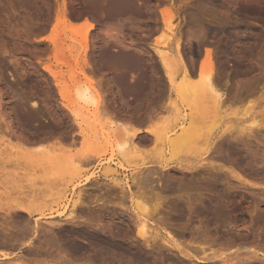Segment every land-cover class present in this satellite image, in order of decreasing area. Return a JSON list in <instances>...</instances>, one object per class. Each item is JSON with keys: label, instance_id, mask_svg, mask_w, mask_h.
Listing matches in <instances>:
<instances>
[{"label": "rangeland", "instance_id": "1", "mask_svg": "<svg viewBox=\"0 0 264 264\" xmlns=\"http://www.w3.org/2000/svg\"><path fill=\"white\" fill-rule=\"evenodd\" d=\"M107 1H110V0H0V154L2 155V156L0 155V159L1 158L4 159L5 156L7 158V159L5 158L7 162H5L6 161L5 159H4L5 161H3L2 159L3 165L0 164V190L2 191V192L0 191L1 192L0 194L2 195V196L0 195L1 198L2 197L3 199L5 197L14 198L16 197L15 193L20 192L21 190V192L26 194L25 195L26 199H31V198L37 199V201L39 202V207L42 205V207L39 208L40 212L43 213L44 215H47L48 213H50V211H54V210L58 211V213L63 212V215H66L74 210L75 200L78 199V195L81 192L88 194L90 196V200L91 198L95 197V195H97L96 197L101 196L103 194H104L103 196H106V195L115 196L116 194H115V191H113V188L114 190L118 188L119 191L121 190L125 191L124 189L125 184L126 183L130 184L131 178L134 175L133 173L138 171L140 168V164H138V161L142 158L140 157L141 155H139V153L137 154L138 151L134 152L131 146H129L128 144L125 145L124 142H126L125 140L126 136H123L124 137L123 138L124 142H123L122 136H121L122 128L120 124H119L120 127L117 126V123L115 120L116 116H117V119H120L121 117H123L122 119H125L124 116H126L125 120L129 119L130 117H131V120L132 118L134 120L135 118L136 120L138 119L143 120V122H145L144 125L151 126L149 130L151 129L153 130L151 131L155 134L157 143L159 145L160 143L161 144L166 143L165 140L168 142L170 137L174 136L175 134H177L178 131H180V128L178 127H181L184 125L187 126L189 125L188 121H190L189 123H192L191 124L192 126L195 125L194 126V128L196 129L195 132H198L195 135V132L193 131V134L196 137L199 134L198 136L199 140H197L196 138L195 139L198 142L201 139V143L197 142V145H196V142L193 144L192 142H190V139H189L188 141L189 143H187L186 146H183L184 148H182V152L180 153L181 158L183 156L184 157L186 156L188 158L204 159L205 156L207 158L208 157L207 155L210 156V154H212L209 152L210 150L211 151L212 150L221 151L222 153H224V151H226L225 147H227L228 151H226V154L224 155L222 154L221 156L220 155L218 156L216 152L214 151L213 152L214 155H211V157H208L206 159V161L209 163L210 166L215 167L210 173H208L210 171L209 169L207 173L204 171L207 175L205 173L202 175L203 173L202 171L200 172L201 174L200 173L198 174L200 178L199 179L197 178L198 177L197 174L196 175L192 174L193 176H196L197 179H199V180L196 179V181L199 183L202 179L205 178L204 175L209 177L210 176L209 174H211L212 176V173H213L212 177L206 178V182H204L205 181L204 179V181H201L198 184L195 180H193L195 181L196 186H193L192 184L194 182L192 181L191 183L190 181L192 178V176L190 178L191 174L189 175L187 173H183L184 176L182 174L179 176L180 173L177 172V170L175 169H173L174 171L173 170L167 171L168 174L164 172V174L165 173L167 174L166 177H164L162 173H160V175L161 174L163 175L161 176L162 178L163 177L169 178L170 177L169 175L172 174L171 175L172 177H170L169 179L171 178L176 179V180L171 179L172 182L173 181L178 182L179 179L183 182L185 181L187 182L189 180L188 181L189 183L185 182L186 183L185 186H187L185 187V190H184L186 192V195L187 194L191 195L192 193H193L192 195H195V194H198L200 191H204V193L206 192V194L207 193L210 194L212 191V194L214 195L215 193L216 195L219 193L218 196L219 197L221 196L220 198L221 199L223 198L222 201L225 202L223 203V205L225 206L227 204V207L228 206L230 207L229 211L233 210V212H230V215L232 217H235L234 224L237 227L234 224H231L230 226L227 225L228 226L227 228V226L224 225L223 223L224 216L222 217L223 221L221 220L220 223L219 221H216V220L214 221L210 220V217H208V218H202V222L198 224L196 220H194L195 218L193 217H190V219L191 218L193 219H191L189 222L188 221L185 222L186 218L179 220L173 217L169 220V223L167 225L165 224L166 226L164 224H160V223L158 224L157 222L156 224L154 222L155 220H153L155 219V217H153V219L149 218L150 221L146 222V225H148L146 228V231L149 232V234L153 235L154 239L157 238V240L155 239L157 243H160L161 241H163L162 243H160V246L164 243V240H162L163 238L174 240L176 243H180L181 245L182 243L183 244L185 243L187 245L189 244V240H190L189 237L195 231V230L190 231L193 226L197 228L198 227L197 225H199L201 226V229L209 227L208 228V232L210 234L209 236L212 237L211 241L214 239L215 244L214 242L211 243L210 241L209 243L207 242L206 243L207 245H204V247L207 250L206 253H208V250H210L211 253H214V254L216 253V254L213 256L210 255L211 257L209 258L208 262H206V264H223L224 255L227 256L228 254L229 256V252L232 249H233L232 252L235 254L234 255L232 252L230 253V255L232 256H229V257L230 258L232 257V259L238 255L237 254L238 252H239V255L243 254L244 257L246 256L247 253H249L246 250H242V249L239 250L234 247L225 249L223 247L224 242L225 243L228 242V240L225 241L226 238L227 239L230 238V241H232L233 239L237 240L230 233L229 234L231 237H228L229 235L227 234V232L233 233L235 231L234 233L238 234L237 231L240 230V231H243L244 234H247L249 231L250 234L248 233V235L245 236V238L248 239L251 235L250 237L251 239L249 238L251 241L253 238L252 236L253 234H256V235L260 234V236H258V238L255 240V244L257 245L258 243L261 242L259 244V247L260 246L264 247L263 246L264 244V241H263L264 240V237H263L264 236L263 235L264 234V219H263L264 218V203L262 204L261 200L259 199L260 197L262 198V200L264 199L263 197L264 196V188H263L264 187V147H263L264 146V140H263L264 130L260 129L256 135L258 136L257 138L259 140L258 141L259 144L256 145V143H254L253 140H250L251 143L248 141L250 143V148H249L250 150L248 149V151L242 149L241 146L239 145L236 146L235 143L231 145L230 147H228L226 140L223 138L225 135L224 129L230 123V122H227L229 118L231 119V122L233 124L238 125L240 127L247 126V124L251 122L254 118L256 119L258 118L257 120L264 119V0H259V2L258 0H229V1L228 0H214V1L213 0H136V1L135 0H130V1L125 0L127 3H125L124 0H111L110 2H107ZM216 1L218 4H215ZM218 1H220V3ZM105 4L108 7H106ZM102 5L104 6L102 7ZM198 5H200L201 7ZM93 6H94V9H93ZM95 6H96V9H95ZM121 6H123L122 9H120ZM204 6H206V9L204 8ZM127 7H129V10ZM200 8L201 9L204 8V9L201 10ZM209 8L211 11L209 10ZM110 9H111V12L109 14ZM123 9L124 10L127 9L128 11L125 12ZM194 10L195 12H193ZM128 12L131 13L130 14L131 16L129 15ZM110 15H113V16L110 17ZM190 15L192 16V18H190L191 17ZM194 15L198 17L194 19L195 17ZM105 16L107 20L104 18ZM163 17H166V18L162 19ZM110 18L112 19V21ZM165 19H168V21L170 22L169 24L171 28H176V27L179 28L182 34L181 35L182 44L180 45V50H181L180 53H182L181 55L183 56L184 61L188 60L187 63L190 64L189 62L193 60L191 64H193L195 67L200 65V69H201L200 72H202L201 73L202 77H204L205 75L204 73L205 70H203L205 67H206V72L209 73V71H211L210 74L213 72L214 68L217 67L218 70L221 71L220 80L222 79L221 80L222 82L220 81L221 83L218 85V89H219L218 91H221V92L224 91V88L227 82V84L228 83L230 84V85L228 84L227 87H229V89L232 90L231 92H237L238 99H240V101L237 99L238 101L235 100L234 103L232 101L228 102V104L225 103V105L224 103H222L223 104L222 106H219L220 104L218 105L216 104V107H219V108L217 110L215 109L213 110L212 107L214 106L215 103H213L214 101L210 99L212 98L214 99L215 97H212L213 96L212 95L211 96L212 98H210L209 102H207L208 100H205V99H208V97H210V95L209 96L207 95L208 94L207 92H206L207 94L205 93L206 98L204 97L205 96L204 94H199L200 96L196 98L195 97L193 98V96L191 95L192 100L189 99V97H187L188 98L187 99L186 97L184 98L183 96H180V94L182 95L181 89H179L180 91L179 93H177V95L179 96L176 95L175 91H174L175 93L173 92V90L171 89L170 83H168V79H166L167 77H166V74L164 73L165 71L161 68L160 63H158L159 61H158V58H156L157 57L156 53L154 54L155 50H153L155 45H158L160 49L164 50L166 57L168 56L167 57V61H168L167 71L169 72V74H171V77L174 76L172 77L174 78V80L175 79L177 80V81L175 80V82L179 83L181 81L180 79L181 74H180V67H179L180 64L177 61L178 59L175 58L176 50L174 47L173 39L171 37L172 35H175L176 31L173 30L171 32L170 30H168V28H166L167 26H165L163 22ZM194 21H197V22L194 23ZM116 22L118 23L116 24ZM108 23L110 25V27L108 26L109 28L107 27ZM200 27L201 28L203 27L202 28V30H204L203 32L201 31ZM231 28H232V31L237 34L236 36L239 37V41L241 42L240 44L241 47L240 45L237 47L234 44L230 46V44H232L231 35H230V33H232ZM188 29H190L189 33H188ZM196 29L200 31L198 32ZM211 30H215V31H211ZM187 34H189L190 36L192 35L191 39H190V36H188ZM84 36L86 37L85 39H84ZM215 37H217V39ZM253 38H254V41H252ZM249 41H251V43L254 44V46ZM106 42L108 43L107 47H106V44H107ZM164 42L166 44H164ZM121 43L122 45H120ZM221 45H222V48L220 47ZM85 47L87 48L86 50L84 49ZM120 47H123V49ZM218 47H220V49H218ZM248 47L250 51L248 50ZM209 49H210V53L212 54L210 53L206 54L207 51H209ZM231 50L237 53L235 55L242 54V57H240V55L239 57L243 58V60L240 59L238 61L239 58L237 56L234 57L233 55L234 53L233 52L230 53ZM124 54L125 56H122ZM207 55L212 56V57L216 56V57L210 58ZM114 57L116 58V60ZM207 57L208 59L209 58L210 59L208 60ZM219 58H220V61H222L220 62L221 64L218 61ZM212 59L213 60L215 59L217 63V65L216 63H214V67H213L214 61H212ZM203 60L205 61L204 65L202 62ZM207 60L209 61V63ZM243 61H245L246 64ZM135 62L137 63L136 65H134ZM142 62L143 64H141ZM105 63H107V65H105ZM218 63L221 65V68L225 67L226 69L225 68L221 69L220 67H218L219 66ZM145 64H146V68H145ZM151 64L153 66H151ZM248 66L249 68H247ZM211 67H212V70H209L211 69ZM117 68H119L120 70ZM150 68H152V70ZM238 68L243 70L242 73L240 72L241 70H239ZM225 71L226 72L228 71L227 73L228 75L226 74ZM121 72L123 73V75L120 74ZM149 72L151 73L149 74ZM154 73L155 74L157 73V76ZM119 74L122 75L121 77L123 76L124 77L121 78ZM148 74L150 77H148ZM152 74L155 76H153ZM210 74H207V75H210ZM118 75L119 77H117ZM158 75H159V78H158ZM160 75L162 77H160ZM223 75H225L226 77ZM113 76H116V77H113ZM151 77H153V79ZM227 77H230V78H227ZM235 77L238 80H236ZM160 78H161L160 80L161 83H163L162 81L165 80L166 83L168 84H166L165 81L163 84H161L159 80H158L159 83H156L158 82L157 79H160ZM196 78L198 81L199 77L194 76V79ZM151 79L152 81L151 83H149ZM152 83L154 84L156 83L155 85H157L159 89H160V86L162 85L161 87H164L162 88L163 90H165V87L167 85L170 86V88L166 87L165 91L167 93H170L171 91L170 93L171 95L167 94L165 91L160 89V91L161 90L163 91V93H161L158 89H156V86L152 88L151 87ZM233 86L234 87L236 86L235 87L236 89L233 88ZM126 89H129V90H126ZM149 89L152 90L151 93ZM250 89L251 91H249ZM154 90L156 91V93L158 92L157 96ZM239 90L242 91L243 93L242 92L240 93ZM83 93L86 96H89V95L90 96L87 97L86 99L83 97L84 96L82 95ZM244 93H247V94L249 93V94L244 95ZM183 94H184V89H183ZM153 96L155 97V99ZM163 96L165 97L163 98ZM168 96L169 98L167 99L166 97ZM184 96H187V95L184 94ZM188 96H190V94ZM121 97H122V101H121ZM157 97H160V98H157ZM169 99L171 102L169 101ZM215 102L217 103V100H215ZM162 103L165 105L163 106ZM211 103H213L212 107H211ZM252 103L253 105H250ZM155 106L158 107L159 110L161 109V113L160 111H158V108H156ZM193 106L196 108V109L194 108L195 111L193 110ZM150 108L153 110V112L150 110ZM170 108L172 109L170 110ZM162 110L163 111L167 110L169 113L167 111L163 113ZM156 111H158V113H156ZM125 112L128 114L129 118L127 117ZM192 112L198 113L199 116L196 113H194L195 115H193ZM72 113H74L76 116H73L74 114ZM109 115H111L112 117L113 116L115 117L112 118ZM134 115L136 117H133ZM151 115L153 117H151ZM191 115L194 118H192ZM211 116L212 118H210ZM149 117H150V121L148 119ZM19 124L22 126H20ZM6 125L9 129L5 127ZM20 127L23 130L20 129ZM202 128H203V131L205 130L206 132L204 131V133H202L203 132ZM5 129H7V131ZM43 131L44 132L46 131V132L43 133ZM167 131L168 133H166ZM162 133L163 135H159L160 139L157 138L158 134H162ZM26 136H27V139H26ZM162 137L164 138L163 141H161ZM156 139L154 143H151L150 145H148V149H145L146 151L141 148L143 151H145V152L140 153L143 155V159L145 158L144 155L146 156L147 160L151 158L150 156H152V159H154V155L156 154L155 152H158V151L161 153L158 152L159 154L158 153L156 154L155 157L157 159H158L157 157L158 155L161 158L164 154H166L167 156L171 154L169 153L171 151L169 150L170 148H168L167 143L164 144V146L162 145L159 146L156 143ZM31 140L35 142H31ZM158 140L160 143L158 142ZM191 140H194V139H191ZM212 142L213 143L215 142V143L212 144ZM23 143H26V144H23ZM155 143H156V146L154 145ZM22 144L25 146H23ZM116 144L119 145L120 148L122 149H119V146H117ZM189 144H191L190 147H188ZM211 144L213 145V148H214V145L217 144V146L213 149L211 148L212 146ZM42 145L43 147L45 146L44 147L45 149L49 147L48 149H46V151L48 150L47 152L44 151L45 149H43V147L41 148ZM39 146L41 150L37 149ZM128 146L131 147V149ZM154 146L156 147V149L154 148ZM199 146H201L202 149L199 148L198 150L197 147ZM235 146L237 148H235ZM32 147H33V150H32ZM206 147L209 150L206 149ZM238 147L241 149H239ZM258 147H261V148H258ZM21 149L22 150L24 149L23 150L24 152ZM193 150L195 151V153H193ZM205 150L206 152L204 153ZM31 151H34L36 154ZM151 151H152V154L150 153ZM51 152L52 154H54L52 156L53 157L52 159L50 158V156L52 155ZM148 152L151 155L150 154L146 155L148 154ZM228 152L229 153L232 152L233 154L232 153L228 154ZM256 152L257 153L259 152L260 154L258 153L257 155ZM44 153H47V154H44ZM42 155L46 156V158L48 157L47 155H50L47 158V162L49 160L55 161L57 159L56 160L57 163L54 162V165H50L49 163H51L52 161H49V163L46 162L47 164H45V162H43L44 156ZM248 155L249 157L250 156L251 157L249 158ZM259 155L263 157L260 158ZM256 156H258L259 158H257ZM40 158H42L43 160ZM253 158L256 160L254 161ZM9 159L11 160V162ZM68 159L70 160L69 161L70 163L67 162ZM41 161L43 164L41 163ZM71 161H73V163ZM133 161H135V163ZM247 161L248 163H246ZM3 162H5L6 164ZM139 162L141 163V160ZM36 163L38 167H40V170L37 167V165H35ZM51 164H53V162ZM70 164L71 165L74 164L75 166L74 165L72 166L74 168H72ZM137 166L139 167L137 168ZM219 167L220 168L222 167V168L220 169ZM227 169H231L232 172L228 171ZM234 172L235 174H239V176L242 177V178L241 177L239 178L241 180L232 176L233 175L232 173ZM131 173H132V176L130 175ZM175 174L178 175L177 178L175 177L176 176ZM157 175L158 174H155V176ZM214 176L215 177L217 176V177L215 178ZM87 177H91V180L86 183L84 182V179H86ZM11 178H14L16 180V181L14 180L15 181L14 183L18 182L17 184H19L20 182L19 187L18 185H17V188L15 186L16 190L18 191L14 192V195L12 193L13 192L12 188L14 187L13 186L14 183L13 184L9 183L8 185V181ZM162 178L160 179L162 183L163 181L165 182L167 180V179L164 180V178L162 180ZM183 178L185 181L183 180ZM209 179L212 181H210ZM213 179L216 181V183H218L215 185V187H214L215 181ZM225 179L227 180V182L225 181ZM6 181H7V184H6ZM10 181L13 182L12 179ZM213 181H214V184H213ZM176 182H174V185L177 184ZM203 182L205 183V185ZM232 182H235V183H232ZM206 183H210L209 185L213 184V186L211 185L209 186L210 187L209 188L208 186H206L208 185ZM249 183L263 184L262 185L263 187L262 189H257L256 187L253 188L249 185ZM93 184L95 185V187H93ZM7 185L8 187L10 186L9 189L11 188V191H12V192L10 191L12 193V195H10L11 197L8 196L9 193L8 195L5 194V192H8V191H4L5 189L8 190L7 189L8 187L5 188V186ZM24 185L27 187L23 188ZM50 185L52 186L51 188L49 187ZM231 185H233L234 187ZM110 186H113V188L111 187L112 188L111 189ZM226 186L227 188L229 187L230 189H227ZM21 187L22 189H20ZM97 187L99 189H96ZM120 187H123V188H120ZM191 187L193 188L194 192ZM41 189L42 190L46 189L48 190V192L46 190L45 192H43ZM118 190H116V193L118 192L116 195L117 199L119 198V196H121L119 195L120 192ZM134 190L135 189H133L132 191ZM184 191H182L183 194L185 193ZM101 192H103V194H101ZM104 192H106L107 194L105 195ZM172 192L170 193L165 192L167 193V195L166 194L165 195L168 196ZM2 193L5 194V196ZM176 193H178V191H176ZM176 193H172V195ZM126 194H128V192ZM116 200H113L112 202L114 201L117 202ZM128 200L129 199H126V201H122L121 203L122 205L124 204L123 207L128 208L130 211H132L131 208L134 207V205L133 203L132 204L129 203ZM258 202H261V203L259 204ZM148 204L150 205L151 203H148ZM167 204L166 203L163 204V206L166 205V210L169 209L168 208L169 205L167 207ZM111 208L113 209V207ZM112 209H110L111 212H112ZM128 209L127 210L124 209L125 212H123V210L120 211L121 213H123L122 216L116 215L114 218L113 215H111L110 213H107L108 216L107 214L103 215L104 217L103 216L101 217V221L100 219L97 220L95 218V220L94 219L91 221L89 220V223L93 224L99 221L98 223H101L100 224L101 226L109 225L110 227L109 226L108 227L110 228V230L108 231L109 233H105L106 235H111L112 237L119 239L121 243L124 242L123 244H126L128 242L126 245H129L130 250L136 251L138 250L140 246L143 247L142 246L143 242L140 241L139 239H138L139 241L135 240L137 239L136 230L139 228L138 227L139 223H134L131 217L130 219L127 218V215L129 217L132 214ZM163 209H165V207ZM127 211H129L130 214ZM137 211L141 212V210H137ZM163 211H161L160 213H162ZM124 213L127 215H125ZM223 213H224V207H223ZM79 214L84 216L85 218L88 216L87 214H83V212H79ZM166 214L163 213L164 216ZM255 214L257 215L255 216ZM95 215H93L92 217H95ZM141 215H143L142 212H141ZM54 216L55 217H53V219L48 218L47 222H43V224L44 223L47 224V226L46 224L44 225L42 224L44 228L47 229L52 226L51 224L48 225V220L49 221L52 220L54 222L53 225H56L57 227L58 226L64 227L66 225L63 221L65 217L59 218L56 215ZM117 217L119 219H117ZM120 219H123V220H120ZM61 220L63 221L62 224H61L62 222ZM175 220L177 223L175 222ZM228 220H229L228 217H226L225 222L227 223ZM119 224L121 225V227L119 226ZM231 226H232L233 231L230 230ZM195 227L193 229H196ZM115 229L117 230V232H115L116 231ZM113 231L116 234H114ZM122 231L124 234L123 236H125L128 233L126 235L128 238L126 236L121 237ZM190 233L191 235H189ZM180 234L182 236H180ZM258 239L260 240V242H258L259 241ZM129 240H130V244H129ZM249 244L250 242L247 245L249 246ZM186 245H183V246H186ZM209 245H211L210 248L212 247L211 248L212 250L207 249V246ZM161 249H163L161 251L164 252L166 248H163L162 246ZM0 251L2 253H7L11 255L13 251L15 250L8 249V248L3 249L0 247ZM171 251L170 252L166 251L167 253L164 252L163 254L160 253V255L165 258L164 260L166 264L167 263L169 264H178V263L184 264L185 263L184 258L180 256L176 250L172 252ZM236 251L238 252L235 253ZM241 251L246 252V254H244V252H241ZM226 252L228 253L225 254ZM257 254L258 256L256 257L258 258V260H264V249L263 251L262 250L259 251ZM197 257L203 258V254H200ZM256 257L255 259H257ZM176 259H178V261ZM179 259L181 261L182 260L184 261L181 262ZM30 263L34 264V262H30ZM79 263L81 264V262ZM195 263L205 264V263L197 262V261ZM195 263H192V264H195ZM185 264H187V262Z\"/></svg>", "mask_w": 264, "mask_h": 264}, {"label": "bare ground", "instance_id": "2", "mask_svg": "<svg viewBox=\"0 0 264 264\" xmlns=\"http://www.w3.org/2000/svg\"><path fill=\"white\" fill-rule=\"evenodd\" d=\"M111 1V0H110ZM110 1H107V2H110ZM125 1V0H124ZM130 1V0H129ZM136 1V0H135ZM214 1V0H213ZM229 1V0H228ZM219 3H220V1H218ZM258 2H259V0H258ZM115 3V2H114ZM125 3H127L126 1H125ZM210 3V2H209ZM112 4V3H111ZM129 4V3H128ZM127 4V5H128ZM134 4V3H133ZM215 4H218L217 3V1H216V3ZM229 4H231V3H229ZM106 5V4H105ZM126 5V6H127ZM201 5H203V4H201ZM101 6V5H100ZM104 5H102V7H103ZM110 6V5H109ZM115 6V5H114ZM133 6V5H132ZM198 6H200V5H198ZM197 6V7H198ZM210 6V5H209ZM218 6V5H217ZM220 6V5H219ZM106 7H108L107 5H106ZM113 7V6H112ZM117 7H119V6H117ZM122 7L123 6H121V8L120 9H122ZM135 7V6H134ZM201 7V6H200ZM203 7V6H202ZM110 8V7H109ZM128 8V10H129V7H127ZM131 8V7H130ZM204 8L206 9V6H204ZM203 8V9H204ZM93 9H94V6H93ZM95 9H96V6H95ZM106 9H108V8H106ZM112 9V8H111ZM111 9H110V11H109V14H110V12H111ZM201 9V8H200ZM203 9H201V10H203ZM212 9V8H211ZM217 9V8H216ZM219 9V8H218ZM100 10V9H99ZM124 10V9H123ZM127 9H125L124 11L125 12H127L128 11ZM209 10H210V8H209ZM208 10V11H209ZM97 11V10H96ZM108 11V10H107ZM132 11V10H131ZM191 11V10H190ZM211 11V10H210ZM124 12V13H125ZM130 12V11H129ZM128 12V13H129ZM136 12V11H135ZM138 12V11H137ZM193 12H195V10L193 11ZM197 12V11H196ZM201 12V11H200ZM203 12V11H202ZM220 12V11H219ZM100 13V12H99ZM123 13V14H124ZM128 13H126V14H128ZM189 13V12H188ZM214 13V12H213ZM101 14V13H100ZM131 13H129V15H130ZM205 14V13H204ZM208 14V13H207ZM106 15H108V14H106ZM116 15V14H115ZM118 15V14H117ZM121 15V14H120ZM119 15V16H120ZM125 15V14H124ZM134 15V14H133ZM149 15V14H148ZM197 15V14H196ZM210 15V14H209ZM93 16V15H92ZM101 16V15H100ZM111 16H113V15H110V17ZM131 16V15H130ZM152 16V15H151ZM191 16V15H190ZM189 16V17H190ZM195 16V15H194ZM200 16V15H199ZM229 16V15H228ZM94 17H96V16H94ZM129 17V16H128ZM196 17H198V16H195L194 17V19L196 18ZM219 17V16H218ZM105 19H106V16L104 17ZM113 18V17H112ZM164 18H166V17H163L162 19H164ZM190 18H192V16L190 17ZM213 18V17H212ZM226 18V17H225ZM224 18V19H225ZM111 19V18H110ZM114 19V18H113ZM118 19H119V17H118ZM204 19V18H203ZM107 20V19H106ZM216 20V19H215ZM111 21H112V19H111ZM114 21V20H113ZM117 21V20H116ZM119 21V20H118ZM191 21V20H190ZM193 21V20H192ZM207 21V20H206ZM218 21V20H217ZM164 24H165V26H167L166 28H168V30H170L171 32L174 30V31H176L175 32V35H172L171 37H172V39H173V42H174V47H175V50H176V54H175V58H177L178 60V63L180 64L179 65V67H180V74H181V81L179 82V83H176L175 82V80H174V78H172V77H174V76H172L171 77V74H169V72L167 71L168 70V67H167V65H168V61H167V57H166V54L164 53V50H162V49H160V47H158V45H155L154 46V49L153 50H155L154 51V54L156 53V58H158V63H160V65H161V68L165 71L164 73L166 74V79H168V83H170V86H171V89L173 90V92L175 91L176 92V95H177V93H179V89H181L182 91V95L180 94V96H183L184 98L186 97H189V99H191V97L193 96V98L195 97H199L200 95L199 94H204L205 95V93L209 96L210 95V97H208V99H205V100H208L207 102H209V99L210 98H212V97H215L214 99L212 98V99H210V100H213L214 102L213 103H215L214 104V106L212 105L213 103H211V107H212V109L214 110H217L219 107H216V104L218 105V104H220L219 106H222L223 104L222 103H224V105H225V103L226 104H228V102H230V101H232L233 103H234V101L235 100H237L238 99V95H237V92H231L232 90L231 89H229V87H227L228 86V84H227V82H226V86H225V84H224V86H225V88H224V91H218L219 89H218V85L222 82L221 80H220V78H221V76H220V72L221 71H219L218 70V68L217 67H215L214 68V70H213V72L210 74V72L211 71H209V73L208 72H206V67L204 68V66H203V70H205L204 71V73H205V75H204V77H202L201 75V73L202 72H198L197 73V77H199V79H198V81H197V78H196V81H195V79H194V76H196V73H195V70L197 69L193 64H191V62L193 61H191V59H190V61L191 62H189L190 64H188L187 62H188V60L185 62L184 61V59H183V56L181 55L182 53H180L181 52V50H180V45L182 44V42H181V40H182V38H181V32H180V30H179V28H171V26H170V22L168 21V19H165L164 21ZM195 22H197V21H194V23ZM101 23V22H100ZM110 23V22H109ZM109 23H108V25H107V27L109 26L110 27V25H109ZM118 22H116V24H117ZM191 23V22H190ZM208 23V22H207ZM111 24V23H110ZM106 25V24H105ZM112 25V24H111ZM186 25V24H185ZM190 25V24H189ZM202 25V24H201ZM219 25V24H218ZM227 25V24H226ZM245 25V24H244ZM247 25V24H246ZM92 26V25H91ZM188 26V25H187ZM204 26H206V25H204ZM203 26V27H204ZM215 26V25H214ZM108 27V28H109ZM181 27V26H180ZM195 27H196V25H195ZM202 27V28H203ZM217 27V26H216ZM222 27V26H221ZM224 27V26H223ZM102 28V27H101ZM107 28V29H108ZM119 28V27H118ZM202 28L200 27V29H201V31L203 32L204 30H202ZM206 28H208V27H206ZM107 29H105V30H107ZM199 29V28H198ZM212 29H213V27H212ZM229 29V28H228ZM117 30V29H116ZM189 30L190 29H188V33H189ZM197 30V29H196ZM216 30V29H215ZM215 30H211V31H215ZM184 31V30H183ZM198 31V30H197ZM200 31V30H199ZM198 31V32H199ZM207 31V30H206ZM231 31H232V28H231ZM251 31H253V30H251ZM229 32V31H228ZM227 32V33H228ZM240 32V31H239ZM243 32V31H242ZM255 32V31H254ZM187 33V32H186ZM209 33V32H208ZM217 33V32H216ZM249 33H250V31H249ZM252 33V32H251ZM258 33V32H257ZM211 34V33H210ZM214 34V33H213ZM222 34V33H221ZM229 34V33H228ZM244 34V33H243ZM256 34V33H255ZM255 34H254V36H255ZM188 36H190L189 34H187ZM220 35V34H219ZM224 35V34H223ZM230 35H231V42H232V44H230V46L231 45H235V46H239L240 44H241V42L239 41V37H237L236 35V33H234L233 31H232V33H230ZM229 35V36H230ZM192 36V35H191ZM191 36H190V39H191ZM186 37V36H185ZM250 37V36H249ZM252 37V36H251ZM86 37L84 36V39H85ZM189 38V37H188ZM216 39H217V37H215ZM215 38H214V40H215ZM255 38V37H254ZM254 38H253V40L252 41H254ZM83 39V38H82ZM104 39V38H103ZM187 39V38H186ZM219 39V38H218ZM224 39V38H223ZM245 39V38H244ZM257 39V38H256ZM105 40H107V39H105ZM113 40V39H112ZM111 40V41H112ZM259 40V39H258ZM102 41V40H101ZM221 41V40H220ZM85 42V41H84ZM122 42V41H121ZM187 42H189V41H187ZM223 42V41H222ZM250 43H251V41H249ZM248 42V43H249ZM81 43V42H80ZM105 43V42H104ZM107 43V42H106ZM157 43H159V42H157ZM201 43V42H200ZM219 43V42H218ZM225 43V42H224ZM164 44H166L165 42H164ZM197 44V43H196ZM210 44V43H209ZM247 44V43H246ZM252 44V43H251ZM250 44V45H251ZM102 45V44H101ZM104 45V44H103ZM107 45H108V43L106 44V47H107ZM120 45H122V43L120 44ZM213 45V44H212ZM253 46H254V44H252ZM257 45H258V43H257ZM86 46V45H85ZM124 46H126V45H124ZM169 46V45H168ZM199 46V45H198ZM224 46V45H223ZM247 46V45H246ZM82 47V46H81ZM110 47V46H109ZM221 48H222V45L220 46ZM220 47H218V49H220ZM225 47V46H224ZM240 47H241V45H240ZM120 48H122L123 49V47H120ZM247 48V47H246ZM85 50L87 49L86 47L84 48ZM235 49V48H234ZM234 49H232V50H234ZM238 49V48H237ZM254 49V48H253ZM96 50V49H95ZM142 50V49H141ZM183 50V49H182ZM222 50V49H221ZM231 50V52L230 53H232L233 51ZM247 50V49H246ZM248 50L250 51V49H249V47H248ZM251 51H253V50H251ZM85 52V51H84ZM83 52V53H84ZM99 52V51H98ZM118 52V51H117ZM123 52V51H122ZM127 52V51H126ZM147 52V51H146ZM149 52V51H148ZM227 52V51H226ZM238 52V51H237ZM247 52V51H246ZM255 52V51H254ZM92 53V52H91ZM100 53V52H99ZM116 53V52H115ZM119 53V52H118ZM150 53V52H149ZM148 53V54H149ZM190 53H191V51H190ZM206 53V52H205ZM210 53V49H209V51H207V53L206 54H209ZM228 53V52H227ZM234 54V57L235 56H237L239 59H238V61L240 60V59H242L243 60V58H240V57H242V54H238V55H235V54H237V53H235V52H233ZM252 53V52H251ZM250 53V54H251ZM90 54V53H89ZM120 54V53H119ZM118 54V55H119ZM138 54V53H137ZM210 54H212V53H210ZM218 54V53H217ZM219 54H221V53H219ZM79 55V54H78ZM92 55V54H91ZM99 55H101V54H99ZM103 55H104V53H103ZM225 55H227V54H225ZM230 55V54H229ZM239 55H240V57H239ZM257 55V54H256ZM255 55V56H256ZM87 56V55H86ZM122 56H125V54L124 55H122ZM121 56V57H122ZM148 56H150V55H148ZM191 56V55H190ZM190 56H189V58H190ZM207 56H209V55H207ZM224 56V55H223ZM231 56V55H230ZM230 56H229V58H230ZM249 56V55H248ZM131 57V56H130ZM210 58L212 57V56H209ZM214 57H216V56H213L212 58H214ZM233 57V58H234ZM237 57H236V59H237ZM252 57V56H251ZM107 58V57H106ZM115 58V57H114ZM124 58V57H123ZM122 58V59H123ZM148 58V57H147ZM209 58V59H210ZM218 58V57H217ZM102 59V58H101ZM108 59V58H107ZM207 59H208V57H207ZM208 59V60H209ZM216 59V58H215ZM215 59L213 60L212 59V61H214L213 62V67H214V63H216V61H215ZM245 59V58H244ZM260 59V58H259ZM85 60V59H84ZM90 60V59H89ZM115 60H116V58H115ZM115 60H113V61H115ZM124 60V59H123ZM147 60V59H146ZM150 60V59H149ZM148 60V61H149ZM195 60V59H194ZM207 60V61H208ZM217 60V59H216ZM225 60V59H224ZM226 60H227V58H226ZM225 60V61H226ZM121 61V60H120ZM147 61V62H148ZM219 63L220 62H222V61H220V58H219ZM224 61V62H225ZM248 61V60H247ZM251 61V60H250ZM95 62V61H94ZM110 62H112V61H110ZM133 62V61H132ZM203 62V65H204V60L202 61ZM237 62V61H236ZM243 62H245V61H243ZM243 62H242V64H243ZM81 63V62H80ZM85 63H87V62H85ZM91 63V62H90ZM115 63V62H114ZM131 63V62H130ZM130 63H129V65H130ZM195 63V62H194ZM208 63H209V61H208ZM218 63V67H220L221 68V63L219 64ZM240 63V62H239ZM252 63V62H251ZM250 63V64H251ZM117 64V63H116ZM134 64V63H133ZM137 63L135 62V64L134 65H136ZM141 64H143V62L141 63ZM140 64V65H141ZM147 64V63H146ZM146 64H145V68H146ZM153 64V63H152ZM151 64V66H153ZM196 64V63H195ZM225 64V63H224ZM236 64V63H235ZM238 64V63H237ZM241 64V63H240ZM245 64H246V62H245ZM82 65H84V64H82ZM105 65H107V63H105ZM123 65V64H122ZM132 65V64H131ZM206 65V64H205ZM216 65H217V63H216ZM231 65V64H230ZM249 65V64H248ZM87 66V65H86ZM133 66V65H132ZM148 66H149V64H148ZM209 66H210V64H209ZM223 66V65H222ZM225 66V65H224ZM229 66V65H228ZM236 66V65H235ZM93 67V66H92ZM119 67V66H118ZM135 67V66H134ZM133 67V68H134ZM138 67V66H137ZM208 67V66H207ZM88 68V67H87ZM136 68V67H135ZM141 68H143V67H141ZM222 68H225V67H222ZM221 68V69H222ZM232 68V67H231ZM241 68V67H240ZM240 68H238L239 70H241ZM247 68H249V66L247 67ZM251 68V67H250ZM105 69V68H104ZM117 69H119V68H117ZM151 70H152V68H150ZM155 69V68H154ZM226 69V68H225ZM88 70V69H87ZM91 70V69H90ZM109 70V69H108ZM120 70V69H119ZM132 70V69H131ZM140 70V69H139ZM157 70V69H156ZM199 70H201L200 69V65H199ZM209 70H212V67H211V69H209ZM234 70V69H233ZM232 70V71H233ZM236 70V69H235ZM247 70V69H246ZM253 70H255V69H253ZM129 71H130V69H129ZM238 71V70H237ZM242 71L243 70H241L240 72L242 73ZM116 72V71H115ZM124 72V71H123ZM153 72V71H152ZM171 72V71H170ZM197 72V71H196ZM226 72V71H225ZM134 73H135V71H134ZM143 73V72H142ZM145 73H146V71H145ZM151 72H149V74H150ZM163 73V74H164ZM210 74V75H207V74ZM228 73V71L226 72V74ZM236 73V72H235ZM246 73H247V71H246ZM104 74V73H103ZM120 74H122L123 75V73L121 72ZM119 74V75H120ZM126 74V73H125ZM149 74H148V77H150L149 76ZM155 74V73H154ZM159 74V73H158ZM237 74V73H236ZM258 74V73H257ZM119 75L117 76V77H119ZM122 75H120V77L122 76ZM127 75H128V73H127ZM135 75V74H134ZM145 75V74H144ZM147 75V74H146ZM153 75V74H152ZM156 76H157V73L155 74ZM155 75H153V76H155ZM199 75V76H198ZM228 75V74H227ZM248 75V74H247ZM138 76V75H137ZM223 76H225V75H223ZM113 77H116V76H113ZM124 77V76H123ZM123 77H121V78H123ZM129 77V76H128ZM134 77V76H133ZM146 77V76H145ZM160 77H162L161 75H160ZM226 77V76H225ZM240 77H241V75H240ZM243 77V76H242ZM251 77V76H250ZM258 77V76H257ZM256 77V78H257ZM152 79H153V77H151ZM158 78H159V75H158ZM165 78V77H164ZM164 78H163V80H164ZM223 78V77H222ZM227 78H230V77H227ZM236 78V77H235ZM255 78V79H256ZM259 78V77H258ZM106 79V78H105ZM115 79V78H114ZM130 79V78H129ZM150 79V78H149ZM152 79L150 80V82L149 83H151V81H152ZM246 79V78H245ZM247 79H248V77H247ZM246 79V80H247ZM250 79V78H249ZM143 80V79H142ZM160 81L161 80V78L160 79H157V81ZM231 80V79H230ZM236 80H238L237 78H236ZM235 80V81H236ZM253 80H254V78H253ZM260 80V79H259ZM109 81V80H108ZM133 81V80H132ZM154 81V80H153ZM159 81L158 82H156V83H159ZM165 81V80H164ZM164 81H162L163 83H164ZM177 81V80H176ZM221 81V82H220ZM240 81V80H239ZM248 81V80H247ZM252 81V80H251ZM257 81V80H256ZM255 81V82H256ZM134 82V81H133ZM140 82V81H139ZM225 82V81H224ZM229 82V81H228ZM237 82V81H236ZM249 82V81H248ZM130 83V82H129ZM142 83V82H141ZM148 83V82H147ZM155 83V84H156ZM160 83H161V81H160ZM163 83H161V84H163ZM165 83H166V81H165ZM168 83H166V84H168ZM254 83V82H253ZM253 83H251V84H253ZM118 84V83H117ZM154 83H152V85H151V87L152 88H154V86H156V89H158L159 91H160V89H162V88H164V87H161L160 86V89H159V87L157 86V85H155ZM237 84V83H236ZM244 84H246V83H244ZM160 85V84H159ZM223 85V84H222ZM230 85V84H229ZM255 85V84H254ZM131 86V85H130ZM133 86V85H132ZM135 86V85H134ZM142 86H144V85H142ZM148 86H150V85H148ZM165 86V85H164ZM170 86H166V87H169L170 88ZM241 86V85H240ZM249 86V85H248ZM257 86V85H256ZM255 86V87H256ZM166 87H165V90H166ZM236 87V86H235ZM234 86H233V88H235ZM238 87V86H237ZM250 87H251V85H250ZM254 87V86H253ZM134 88V87H133ZM140 88H141V86H140ZM143 88V87H142ZM150 88V87H149ZM151 88V89H152ZM169 88H167V89H169ZM184 89V94H186L187 96H184V94H183V89ZM243 88H244V86H243ZM242 88V89H243ZM248 88V87H247ZM259 88V87H258ZM122 89H124V88H122ZM121 89V90H122ZM138 89V88H137ZM144 89H145V87H144ZM143 89V90H144ZM223 89V88H222ZM236 89V88H235ZM253 89V88H252ZM260 89V88H259ZM262 89V88H261ZM120 90V91H121ZM126 90H129V89H126ZM131 90V89H130ZM141 90V89H140ZM150 90V89H149ZM163 90V89H162ZM160 91L161 93H163V91H165V90H163V91ZM246 90V89H245ZM151 91L152 90H150V93H151ZM155 91V90H154ZM167 91H169V90H167ZM238 91V90H237ZM244 91V90H243ZM248 91V90H247ZM247 91H245V92H247ZM249 91H251V89L249 90ZM253 91V90H252ZM87 92V91H86ZM85 92V93H86ZM133 92V91H132ZM140 92H142V91H140ZM146 92V91H145ZM159 92V93H160ZM166 92V91H165ZM164 92V93H165ZM174 92V93H175ZM180 92V93H181ZM239 92L241 93L242 91H240L239 90ZM254 92V91H253ZM61 93V92H60ZM143 93H144V91H143ZM148 93V92H147ZM155 93H156V91H155ZM158 93V92H157ZM156 93V96L158 95ZM167 93V92H166ZM170 93H171V91H170ZM170 93H167V94H169V95H171ZM174 93H172V94H174ZM243 93V92H242ZM250 93V92H249ZM248 93V94H249ZM119 94V93H118ZM130 94H132V93H130ZM139 94V93H138ZM167 94H166V96H167ZM190 94V96H188ZM247 93H244V95H246ZM247 94V95H248ZM82 95H84V93L82 94ZM115 95V94H114ZM123 95V94H122ZM148 95V94H147ZM152 95H153V93H152ZM160 95V94H159ZM192 95V96H191ZM213 95V96H212ZM255 95V94H254ZM90 96V95H89ZM89 96H86V95H84L83 97L84 98H86L87 99V97H89ZM144 96V95H143ZM177 96H179V95H177ZM212 96V97H211ZM147 97V96H146ZM154 97V96H153ZM153 97H152V99H153ZM161 97V96H160ZM160 97H157V98H160ZM165 96H163V98H164ZM203 97V96H202ZM205 98H206V95L204 96ZM246 97V96H245ZM250 97V96H249ZM13 98V97H12ZM126 98V97H125ZM124 98V99H125ZM133 98V97H132ZM135 98V97H134ZM162 98V99H163ZM167 99L169 98V96L168 97H166ZM172 98V97H171ZM170 98V99H171ZM240 98H242V97H240ZM22 99V98H21ZM114 99V98H113ZM147 99V98H146ZM154 99H155V97H154ZM170 99H169V101H170ZM188 99V98H187ZM164 100V99H163ZM172 100V99H171ZM192 100V99H191ZM215 100H217V103L215 102ZM239 101H240V99H238ZM237 100V101H238ZM99 101V100H98ZM121 101H122V97H121ZM168 101V102H169ZM236 101V102H237ZM93 102V101H92ZM124 102V101H123ZM160 102V101H159ZM161 102H162V100H161ZM171 102V101H170ZM206 102V101H205ZM210 102H212V101H210ZM105 103V102H104ZM164 103V102H163ZM162 103V104H163ZM173 103H174V101H173ZM239 103V102H238ZM137 104V103H136ZM153 104V103H152ZM210 104V103H209ZM135 105V104H134ZM141 105H142V103H141ZM165 104H163V106H164ZM171 105H172V103H171ZM173 105H175V104H173ZM250 105H253V103L252 104H250ZM122 106V105H121ZM127 106V105H126ZM147 106V105H146ZM159 106V105H158ZM148 107V106H147ZM156 107V106H155ZM154 107V108H155ZM167 107V106H166ZM166 107H165V109H166ZM175 107V106H174ZM215 107V108H214ZM225 107V106H224ZM67 108V107H66ZM156 108H158V107H156ZM168 108V107H167ZM195 107L193 106V110L195 111V109H194ZM221 108V107H220ZM19 109V108H18ZM17 109V110H18ZM21 109V108H20ZM109 109V108H108ZM144 109V108H143ZM163 109V108H162ZM172 108H170V110H171ZM211 109V108H210ZM230 109V108H229ZM252 109V108H251ZM28 110V109H27ZM113 110V109H112ZM135 110V109H134ZM140 110V109H139ZM150 110L153 112V110L150 108ZM157 110V109H156ZM168 110V109H167ZM167 110H165V111H167ZM212 110V111H213ZM220 110V109H219ZM9 111V110H8ZM71 111V110H70ZM150 111V112H151ZM155 111V110H154ZM158 111H160V113H161V109L159 110V108H158ZM158 111H156V113H158ZM163 111V110H162ZM165 111H163V113H165ZM172 111H174V110H172ZM171 111V112H172ZM198 111V110H197ZM196 111V112H197ZM5 112V111H4ZM13 112V111H12ZM11 112V113H12ZM72 112H73V110H72ZM151 112V113H152ZM168 112V111H167ZM196 112H192L193 113V115H195L194 113H196ZM201 112V111H200ZM209 112H211V111H209ZM230 112H232V111H230ZM22 113V112H21ZM75 113V112H74ZM74 113H72V114H74ZM126 113V112H125ZM145 113H146V111H145ZM155 113V112H154ZM169 113V112H168ZM208 113V112H207ZM214 113H216V112H214ZM219 113H220V111H219ZM244 113V112H243ZM252 113V112H251ZM19 114V113H18ZM71 114V115H72ZM117 114V113H116ZM115 114V115H116ZM197 115H198V113H196ZM200 114H202V113H200ZM209 114V113H208ZM218 114V113H217ZM14 115V114H13ZM27 115V114H26ZM126 115H127V117H128V114L126 113ZM137 115V114H136ZM154 115V114H153ZM220 115V114H219ZM226 115V114H225ZM31 116V115H30ZM73 116H76L75 114L73 115ZM109 116H111V115H109ZM120 116H121V114H120ZM120 116H119V118H120ZM155 116H156V114H155ZM192 116V115H191ZM199 116V115H198ZM198 116H196V117H198ZM216 116V115H215ZM218 116V115H217ZM252 116V115H251ZM17 117V116H16ZM112 117V116H111ZM113 117H115V116H113ZM112 117V118H113ZM125 117V119H126V116H124ZM133 117H136L135 115L133 116ZM138 117V116H137ZM148 117V116H147ZM151 117H153L152 115H151ZM220 117V116H219ZM218 117V118H219ZM256 117V116H255ZM262 117H263V115H262ZM111 118V119H112ZM123 117H121L120 119H122ZM129 118V117H128ZM192 118H194L193 116H192ZM210 118H212V116L210 117ZM261 118V117H260ZM125 119H123V120H125ZM130 119V120H129ZM129 119H127V122L129 123V124H131V125H133V126H135V125H139L138 127H136V128H132V129H130L131 131H129V130H127V129H129V125H128V128H126V126L124 125V122H126V120L125 121H123L122 120V122H123V124H122V122L119 120L118 122L119 123H117V126H119V124H120V126H121V128H122V130H121V132H122V134H121V136H122V140H123V142H124V137L123 136H126V142H124L125 143V145H129V146H131L132 147V150L134 151V152H137V154L139 153V155H141L140 157H142L140 160H141V163L138 161V164H140V168H139V170L138 171H136V172H134L133 174V176H132V173L130 174L131 176H132V178H131V182H130V184L129 183H126L125 184V187H124V189H125V191H119L118 190V188L117 189H115L114 190V188H113V186H110V188L112 187L113 188V191H115V194L117 195V193H116V190H118L120 193H119V195H121V196H119V198L117 199V196L115 195H111V196H107L106 194V192H104L105 193V195L106 196H103L104 194H103V192H101V194H103V195H101V196H98V197H96L97 195H95V197H93V198H91V200H90V196L88 195V194H86V193H84V192H81L79 195H78V199L77 200H75V204H74V210L73 211H71L70 213H68V214H66V215H63V212L61 213H58V211H56V210H54V211H50V213H48L47 215H44L43 213H41L40 212V209L39 208H41L42 207V205L39 207V202L37 201V199L36 198H31V199H26L25 197V193H23V192H21V190H20V192H17V193H15L16 195V197H11L10 195H12V193H13V195H14V192H16V191H18V190H16V188H17V185H18V187H19V184H20V182H19V184H17V183H14L16 180L14 179V178H11L12 179V181L13 182H11L10 180V182L8 181V185H9V183H14V187L12 188L13 189V192L11 191V188L9 189V187H8V185L7 186H5V188H7L8 190H4V189H2V190H4V191H8V192H5V194L6 195H8V193H9V195L8 196H10L11 198H9V197H5L4 199H3V197L1 198V196H0V247L1 248H3V249H5V248H8V249H13V250H15V251H13V253L11 254V255H9V254H7V253H2L1 251H0V263L1 264H32V263H30V262H34V264L35 263H37V264H44V263H46V264H80L79 262H81V264H114V263H116V264H166V262H165V258L164 257H162L161 255H160V253H164V252H166V251H168V252H170L171 250L172 251H174V250H176L177 252H178V254L180 255V256H182L183 258H184V260H185V263L187 262V264H192V263H195L196 261L197 262H202V263H205L206 264V262H208V260H209V258L211 257L210 255H215L214 253H211V251L210 250H208V253H206V248L204 247V245H207L206 243L208 242H210L211 241V239H212V237L211 236H209L210 234H209V232H208V228H202L201 229V226H199V225H197L198 227L196 228L195 226H193L192 227V229L190 230V231H194V233L191 235V233L189 234V235H191L190 237H189V244H183L182 243V245L180 244V243H176L174 240H169V239H167V238H163L162 240H164V245L162 244L161 246H160V243H162L163 241H161L160 243H157V238H155L154 239V237H153V235H151V234H149V232H147L146 231V228H147V226L148 225H146V222L147 221H150L149 220V218L151 219H153V217H155V219H153V220H155L154 222L156 223H160V224H168L169 223V220L171 219V218H176V219H183V218H186V221L185 222H189L191 219H193V218H195L194 220H196V222H197V224L198 223H201L202 222V218H208V217H210V220H216V221H219V223L221 222V220H222V217L224 218V225H228V226H230L231 224H234V220H235V217H232L231 215H230V212H233V210L232 211H229L230 209V207L228 206L227 207V204L224 206L223 205V203H225V202H223L222 201V199L218 196V194L216 195V193H215V195L214 194H212V191H211V193L210 194H206V192L204 193V191H198L199 193L198 194H195V195H192L191 193V195H189V194H187L186 195V192L184 191L185 190V187H187V186H185L186 185V183L189 181H185L184 180V178H183V180L186 182H183V181H181L180 179H179V181L178 182H176V181H173L172 182V180L171 179H175V178H171V179H169L170 177H172L171 175L172 174H170L169 176V178H164V177H166V175L168 174L167 173V171H170V170H173V169H175V170H177V172H179L180 174H179V176L182 174L183 175V173H187V174H191L190 175V178H191V176H192V178H191V183H192V181L193 180H195L196 181V179L197 178H199V173L200 172H202L203 171V173H202V175L206 172H208V169L210 170L208 173H210L215 167H213V166H210L209 165V163L206 161V159L208 158V157H211V155H214L213 154V152L215 151H209L210 153H212V154H210V156L209 155H207L208 157L206 158V156H205V160L204 159H199V160H197V162L196 161H193L194 159H190V158H188V157H184L183 156V158H181V156H180V153L182 152V148H184L183 146H186V144L187 143H189L188 141H189V139H190V142H192L193 144L196 142V145H197V142L198 141H196V139L197 140H199L198 139V136H199V134H198V136L196 137L195 135L198 133V132H195V128H194V126L195 125H191L192 123H189L190 121H188V124L189 125H184V126H181V127H178V128H180V131H178L177 132V134H175L174 136H172V137H170L169 138V140H168V142L165 140V142L167 143V146H168V148H170L169 150L171 151V152H169V153H171V154H169L168 156L166 155V154H162L161 156V158L159 157V155L157 156L158 157V159L155 157L156 156V154L159 152H155L154 154V159H152V156H150L151 158L150 159H148L147 160V158H146V156L144 155V159H143V155L142 154H140L141 152H145V151H143V150H141L140 149V147H142V146H148V145H150L152 142L154 143V141H155V139H156V136H155V134L151 131V130H149V128H148V130L147 131H145V134H142V131H141V129H143V128H141L140 129V127H142L141 125H144V123L145 122H143V120H140V119H138V120H136V118H135V120L132 118V120H131V117L129 118ZM149 119V121H150V117L148 118ZM152 119V118H151ZM199 119H200V117H199ZM258 119V118H257ZM256 118H254L251 122H249L248 124H247V126H243V127H240V126H238V125H235V124H233L232 122H231V119L229 118L228 119V121L227 122H230L229 123V125L227 126V127H225V129H224V139L226 140V143H227V146L228 147H230L231 145H233L234 143L236 144V146H241V148L242 149H244V150H246V151H248V149L250 148V143H251V141L250 140H253L254 141V143H256V145L257 144H259L258 143V136H256L257 135V133L259 132V130L260 129H263L264 130V119H260V120H257ZM16 120V119H15ZM113 120V119H112ZM116 122H117V116H116ZM140 120V121H139ZM193 120V119H192ZM5 121V120H4ZM66 121V120H65ZM114 121V120H113ZM145 121V120H144ZM147 121V120H146ZM17 122V121H16ZM37 122V121H36ZM115 122V121H114ZM121 122V123H120ZM192 122V121H191ZM195 122V121H194ZM200 122H202V121H200ZM111 123H112V121H111ZM127 123V124H128ZM208 123V122H207ZM211 123V122H210ZM4 124H6V123H4ZM46 124V123H45ZM44 124V125H45ZM126 124V123H125ZM147 124V123H146ZM20 125V124H19ZM32 125V124H31ZM202 125H204V124H202ZM240 125V124H239ZM10 126V125H9ZM20 126H22V125H20ZM70 126H71V124H70ZM119 126V127H120ZM198 126H200V125H198ZM209 126V125H208ZM5 127H7V125L5 126ZM26 127V126H25ZM31 127V126H30ZM51 127V126H50ZM65 127V126H64ZM147 128V127H146ZM210 128V127H209ZM3 129H4V127H3ZM7 129H9L8 127H7ZM7 129H5L6 131H7ZM16 129V128H15ZM20 129H22L21 127H20ZM30 129V128H29ZM59 129V128H58ZM65 129V128H64ZM23 130V129H22ZM25 130V129H24ZM144 130V129H143ZM169 130V129H168ZM171 130V129H170ZM14 131V130H13ZM35 131V130H34ZM59 131V130H58ZM175 131V130H174ZM193 131L195 132V135L193 134ZM202 131H203V128H202ZM205 131V130H204ZM204 131L202 132V133H204ZM30 132V131H29ZM28 132V133H29ZM46 132V131H45ZM44 131H43V133H45ZM51 132V131H50ZM206 132V131H205ZM7 133V132H6ZM5 133V134H6ZM33 133V132H32ZM59 133V132H58ZM166 133H168V131L166 132ZM9 134V133H8ZM124 134V135H123ZM157 134V133H156ZM15 135V134H14ZM31 135V134H30ZM37 135V134H36ZM48 135V134H47ZM62 135V134H61ZM61 135H60V137H61ZM143 135V136H142ZM159 135H163V133L162 134H158V137L157 138H159ZM18 136V135H17ZM51 136V135H50ZM49 136V137H50ZM169 136V135H168ZM168 136H167V138H168ZM37 137V136H36ZM39 137H41V136H39ZM44 137V136H43ZM48 137V138H49ZM53 137V136H52ZM51 137V138H52ZM57 137V136H56ZM63 137V136H62ZM164 137V136H163ZM162 137V140L161 141H163L164 140V138ZM200 137H201V135H200ZM208 137V136H207ZM13 138H14V136H13ZM38 138V137H37ZM76 138V137H75ZM121 138V137H120ZM196 138V139H195ZM17 139V138H16ZM26 139H27V136H26ZM41 139V138H40ZM42 139H44V138H42ZM47 139V138H46ZM66 139V138H65ZM160 139V138H159ZM191 139H194V140H191ZM259 139H260V137H259ZM263 139V138H262ZM34 140V139H33ZM64 140V139H63ZM211 140V139H210ZM224 140V141H225ZM264 140V139H263ZM18 141H19V139H18ZM40 141V140H39ZM70 141V140H69ZM221 141V140H220ZM250 143H249V142ZM262 141V140H261ZM31 142H35V141H32L31 140ZM42 142V141H41ZM67 142V141H66ZM72 142V141H71ZM158 142H159V140H158ZM200 143H201V139H200V141H199ZM198 142V143H199ZM204 142V141H203ZM219 142V141H218ZM217 142V143H218ZM27 143V142H26ZM26 143H23V144H26ZM28 143H30V142H28ZM156 143H157V139H156ZM156 143L154 144L155 146H156ZM160 143V142H159ZM166 143H164V144H166ZM191 143V144H192ZM209 143H211V142H209ZM209 143H208V145H209ZM215 143V142H214ZM213 142H212V144H214ZM220 143V142H219ZM218 143V144H219ZM262 143V142H261ZM22 144V145H23ZM158 144V143H157ZM164 144H161L160 143V145H162V146H164ZM191 144H189V146L188 147H190V145ZM211 144V145H212ZM21 145V146H22ZM117 145V144H116ZM159 145V144H158ZM158 145H157V147H158ZM159 145V146H160ZM255 145V144H254ZM20 146V147H21ZM23 146H25V145H23ZM22 146V147H23ZM117 146H119V145H117ZM128 146V147H129ZM154 146V148L156 149V147ZM161 146V147H162ZM217 146V144L216 145H214V148ZM235 146V148H237ZM19 147V148H20ZM37 147V146H36ZM36 147H35V149H36ZM43 147V145L41 146V148ZM45 147V146H44ZM43 147V149H45ZM131 147H129L130 149H131ZM202 147H204V146H202ZM264 147V146H263ZM29 148V147H28ZM41 148H40V146L37 148V149H40L41 150ZM49 148V147H48ZM48 148H46V149H48ZM151 148H153V147H151ZM198 148V150H199V148H201V146H199V147H197ZM210 148V147H209ZM211 148H213V145L211 146ZM213 148V149H214ZM221 148V147H220ZM226 148V151H228L227 150V147H225ZM239 148V147H238ZM241 148H239V149H241ZM255 148V147H254ZM258 148H261V147H258ZM6 149H7V147H6ZM35 149H34V151H35ZM46 149L44 150V151H46ZM119 149H122V148H120V146H119ZM146 149V148H145ZM155 149H154V151H155ZM196 149V148H195ZM194 149V150H195ZM202 149V148H201ZM206 149H208L207 147H206ZM217 149V148H216ZM251 149H252V147H251ZM22 150V149H21ZM24 150V149H23ZM22 150V151H23ZM32 150H33V147H32ZM39 150V151H40ZM167 150V149H166ZM193 150V153H195V151ZM209 150V149H208ZM223 150V149H222ZM250 150V149H249ZM34 151H31V152H34ZM38 151V152H39ZM48 151V150H47ZM46 151V152H47ZM153 151V150H152ZM152 151L150 152L151 154H152ZM164 151H165V149H164ZM184 151V150H183ZM226 151H224V153H222L221 151H215L216 152V154L219 156H221L222 154L224 155V154H226ZM237 151V150H236ZM246 151H245V153H246ZM255 151H257V150H255ZM261 151H262V149H261ZM3 152V151H2ZM14 152V151H13ZM24 152V151H23ZM54 152V151H53ZM186 152V151H185ZM206 152V150L204 151V153ZM238 152V151H237ZM236 152V153H237ZM4 153H5V151H4ZM35 153V152H34ZM33 153V154H34ZM147 153V152H146ZM149 152H148V154H146V155H149L150 154ZM159 153H161V152H159ZM158 153V154H159ZM165 153H166V151H165ZM204 153H203V155H204ZM232 153V152H231ZM231 153H229L228 152V154H231ZM235 153V154H236ZM242 153V152H241ZM257 153V152H256ZM259 153V152H258ZM258 153H257V155H258ZM3 154V153H2ZM36 154V153H35ZM44 154H47V153H44ZM48 154H49V152H48ZM51 154H52V152H51ZM145 154V153H144ZM150 154V155H151ZM183 154V153H182ZM181 154V155H182ZM209 154V153H208ZM233 154V153H232ZM252 154V153H251ZM260 154V153H259ZM1 155V154H0ZM39 155V154H38ZM54 154H52L51 156L50 155H47L48 157L50 156V158L52 159ZM242 155V154H241ZM2 156V155H1ZM27 156V155H26ZM40 156V155H39ZM42 156H44V155H42ZM216 156V155H215ZM237 156V155H236ZM260 156V158H262L261 157V155H259ZM41 157V156H40ZM47 157V158H48ZM214 157V156H213ZM223 157V156H222ZM221 157V158H222ZM247 157V156H246ZM248 157H249V155H248ZM251 157V156H250ZM249 157V158H250ZM253 157V156H252ZM257 158H259L258 156H256ZM5 158H6V156H5ZM4 158V159H5ZM39 158V157H38ZM47 158H46V156H44V160L42 159V158H40V159H42L43 160V162H45V164H47V163H49V161H52L53 162V164H51V163H49L50 165H54V162H56L57 163V159L54 161V160H49L48 162H47ZM49 158V159H50ZM82 158V157H81ZM220 158V159H221ZM239 158V157H238ZM2 159L3 158H1L0 160V164H2ZM3 159V161H5ZM54 159H55V157H54ZM71 159V158H70ZM84 159V158H83ZM236 159V158H235ZM254 159V158H253ZM252 159V160H253ZM10 160V159H9ZM23 160V159H22ZM34 160H35V158H34ZM37 160V159H36ZM136 160V159H135ZM146 160H147V162H146ZM256 159H254V161H255ZM12 161H14V160H12ZM38 161V160H37ZM36 161V162H37ZM70 160L68 159V161L67 162H69ZM85 161V160H84ZM87 161V160H86ZM92 161V160H91ZM137 161V160H136ZM235 161H237V160H235ZM239 161V160H238ZM5 162H7V160L5 161ZM5 162H3V163H5ZM10 162H11V160H10ZM31 162H33V161H31ZM35 162V161H34ZM47 162V163H46ZM61 162V161H60ZM65 162V161H64ZM72 163H73V161H71ZM134 163H135V161H133ZM257 162V161H256ZM255 162V163H256ZM260 162V161H259ZM13 163V162H12ZM23 163V162H22ZM40 163V162H39ZM41 163H42V161H41ZM70 163V162H69ZM84 163V162H83ZM130 163H132V162H130ZM246 163H248V161L246 162ZM251 163V162H250ZM6 164V163H5ZM8 164H10V163H8ZM43 164V163H42ZM65 164H67V163H65ZM226 164V163H225ZM245 164V163H244ZM252 164V163H251ZM257 164V163H256ZM3 165V164H2ZM27 165H28V163H27ZM35 165H37V163L35 164ZM71 165V164H70ZM74 165V164H73ZM73 165H71V167L73 166ZM254 165V164H253ZM7 166V165H6ZM41 166V165H40ZM59 166V165H58ZM61 166H63V165H61ZM75 166V165H74ZM212 167V168H210V167ZM256 166V165H255ZM8 167V166H7ZM37 167H38V165H37ZM139 166H137V168H138ZM234 167V166H233ZM39 168V170H40V167H38ZM54 168V167H53ZM60 168V167H59ZM72 168H74V167H72ZM220 168V167H219ZM222 168V167H221ZM220 168V169H221ZM229 168V167H228ZM238 169V168H237ZM251 169V168H250ZM83 170V169H82ZM207 170V171H206ZM228 171H231L232 172V170L231 169H227ZM226 170V171H227ZM257 170V169H256ZM78 171V170H77ZM116 171H118V170H116ZM115 171V172H116ZM174 171V170H173ZM205 171V172H204ZM121 172V171H120ZM164 172H166L165 174H164ZM172 172V171H171ZM221 172V171H220ZM251 172V171H250ZM160 173H162L163 175H164V180H166L165 182L163 181V183H162V181L160 180L162 177L161 176H163L162 174L160 175ZM175 173V172H174ZM205 173V174H206ZM222 173V172H221ZM229 173V172H228ZM253 173V172H252ZM116 174V173H115ZM155 174H158V175H160V176H155ZM192 174H197V178H196V176H193ZM201 174V173H200ZM233 175L232 176H234V177H236L237 179H239L241 176H239V174H235V172L234 173H232ZM4 175V174H3ZM109 175V174H108ZM112 175V174H111ZM129 175V176H130ZM176 175V174H175ZM188 175V176H189ZM201 175V176H202ZM207 175V174H206ZM206 175H204L205 176V181H204V179H202L201 181H204V182H206V178H209V177H212L213 176V173H212V176H211V174H209L210 176L209 177H207ZM230 175V174H229ZM251 175V174H250ZM52 176H53V174H52ZM110 176V175H109ZM117 176V175H116ZM155 176V177H154ZM177 176L178 175H176L175 177L177 178ZM184 176V175H183ZM183 176H181V177H183ZM200 176V177H201ZM253 176V175H252ZM128 177V176H127ZM168 177V176H167ZM174 177V176H173ZM180 177V178H181ZM187 177V176H186ZM195 177V178H194ZM215 177V176H214ZM217 177V176H216ZM215 177V178H216ZM228 177V176H227ZM52 178H54V177H52ZM58 178V177H57ZM163 178H162V180H163ZM179 178V177H178ZM189 178V177H188ZM189 178V179H190ZM224 178V177H223ZM242 178V177H241ZM169 179V180H168ZM200 179V178H199ZM199 179H197V180H199ZM212 179V178H211ZM231 179V178H230ZM6 180H7V178H6ZM15 180V181H14ZM49 180V179H48ZM51 180V179H50ZM91 180V177H87L86 179H84V182H89ZM129 180V179H128ZM176 180V179H175ZM210 180V179H209ZM214 180V179H213ZM221 180V179H220ZM239 180H241V179H239ZM43 181V180H42ZM181 181V182H180ZM195 181H193L194 183H195ZM200 181V182H201ZM210 181H212V180H210ZM215 181V180H214ZM214 181H213V184H214ZM225 181L227 182V180L225 179ZM39 182V181H38ZM112 182V181H111ZM127 182V181H126ZM174 182H176L175 184L176 185H174ZM197 182V181H196ZM199 182V183H200ZM203 182V183H204ZM222 182V181H221ZM237 182V181H236ZM4 183V182H3ZM34 183V182H33ZM40 183V182H39ZM42 183H44V182H42ZM81 183V182H80ZM120 183V182H119ZM118 183V184H119ZM189 183V182H188ZM194 183L192 184L193 186H196V183H195V185H194ZM198 183V182H197ZM198 183V184H199ZM202 183V184H203ZM210 183H212V182H210ZM210 183H206V184H208V185H206V186H213V184H211V185H209ZM232 183H235V182H232ZM5 184V183H4ZM6 184H7V181H6ZM41 184V183H40ZM95 184V183H94ZM93 184V187H95V185ZM97 184V183H96ZM102 184V183H101ZM197 184V185H198ZM216 184H218V183H216V181H215V184H214V187H215V185ZM225 184V183H224ZM11 185V184H10ZM75 185V184H74ZM110 185V184H109ZM108 185V186H109ZM188 185V184H187ZM191 185V184H190ZM204 185H205V183H204ZM222 185V184H221ZM240 185V184H239ZM249 185L251 186V187H256L257 189H262V185L263 184H252V183H249ZM12 186V185H11ZM15 186H16V188H15ZM29 186V185H28ZM97 186V185H96ZM202 186V185H201ZM231 186H233V185H231ZM26 188L27 186H23V188ZM38 187V186H37ZM50 188L52 187L51 185L49 186ZM115 187V186H114ZM198 187V186H197ZM213 187V188H214ZM234 187V186H233ZM238 187V186H237ZM246 187V186H245ZM261 187V188H260ZM14 188H15V190H14ZM30 188V187H29ZM109 188V189H110ZM111 188V189H112ZM120 188H123V187H120ZM119 188V189H120ZM192 188V187H191ZM204 188V187H203ZM210 188V187H209ZM219 188V187H218ZM226 188H227V186H226ZM264 188V187H263ZM20 189H22V187L20 188ZM87 189V188H86ZM96 189H99L98 187L96 188ZM110 189V190H111ZM133 189H135L134 191H132ZM197 189V188H196ZM216 189V188H215ZM227 189H230L229 187L227 188ZM232 189V188H231ZM247 189V188H246ZM36 190V189H35ZM40 190V189H39ZM42 190V189H41ZM45 190L46 189H44V190H42L43 192H45ZM107 190H108V188H107ZM189 190H190V188H189ZM192 190H193V188H192ZM235 190V189H234ZM1 191V190H0ZM12 193H11V192ZM24 191V190H23ZM47 192H48V190H46ZM82 191V190H81ZM99 191V190H98ZM105 191V190H104ZM173 191V192H172ZM176 191H178V193H176ZM182 191H184L185 193L183 194L182 193ZM206 191V190H205ZM209 191V190H208ZM215 191V190H214ZM2 192V191H1ZM0 192V193H1ZM55 192H56V190H55ZM92 192H94V191H92ZM96 192V191H95ZM108 192H109V190H108ZM128 192V194H126ZM165 192H172V193H176V194H173L172 195V193L170 194V195H168V196H166L167 195V193H165ZM193 192H194V190H193ZM203 192V193H202ZM224 192V191H223ZM229 192V191H228ZM227 192V193H228ZM38 193V192H37ZM88 193V192H87ZM97 193V192H96ZM95 193V194H96ZM121 193H123V194H121ZM168 193V194H169ZM188 193V192H187ZM225 193V192H224ZM3 194V193H2ZM5 194H3L4 196H5ZM39 194V193H38ZM37 194V195H38ZM164 194V195H163ZM166 194V195H165ZM17 195H18V197H17ZM52 195V194H51ZM50 195V196H51ZM221 195V194H220ZM223 195V194H222ZM164 196H165V198H164ZM29 197V196H28ZM167 197V198H166ZM259 197H260V195H259ZM264 197V196H263ZM117 199V200H116ZM126 199H129L128 201H129V203H133V205H134V207H132L131 209H132V211H130L128 208H125V207H123V205H122V201H126ZM229 199V198H228ZM258 199V198H257ZM260 200H261V202H262V204L264 203L263 202V200H262V198L260 197L259 198ZM258 199V200H259ZM113 200H116L117 202H112ZM118 200H119V202H118ZM230 200V199H229ZM257 200V201H258ZM225 201V200H224ZM261 202H258L259 204L261 203ZM148 203H151L150 205L148 204ZM164 203H168L167 204V207H168V205H169V209H167L166 210V205L165 206H163V204ZM148 204V205H147ZM223 205V206H222ZM65 207V206H64ZM111 207H113V209L111 208ZM165 207V209H163V208ZM223 207H224V213H223ZM234 207V206H233ZM232 207V208H233ZM256 207H257V205H256ZM110 209H112V212L110 211ZM129 210L132 214V216L130 215L129 217H128V215L127 214H125V215H127V218L128 219H130V217L132 218V221H134V223H139V228L136 230V237H137V239H135V240H140V241H142L143 242V247H137L138 248V250H136V251H131L130 250V248H129V245H126V244H123V243H121V241H119V239H116V238H114V237H112L111 235H106L105 233H109L108 231L110 230V226L109 225H100L101 223H96L95 221V223H93V224H90L89 223V220L91 221V220H95V218L97 219V220H99L100 219V221H101V217L103 216V215H106L107 213H110L111 215H113L114 216V218H115V216L116 215H120V216H122V214L123 213H121L120 211L121 210H123V212H125V210ZM256 209V208H255ZM137 210H141V212H142V214L144 215V216H146V217H148V218H146V217H144L143 215H141V212H139V211H137ZM163 210H165V211H163ZM85 211V212H84ZM129 211H127V212H129ZM161 211H163L162 213H160ZM79 212H83V214H87L86 216V218L84 217V216H82V215H80L79 214ZM95 212H97V213H95ZM130 212H129V214H130ZM140 214H139V213ZM163 213H167L165 216L163 215ZM254 213V212H253ZM257 213V212H256ZM95 215V217H92L93 215ZM54 215H56L57 217H59V218H62V217H65L64 218V223L66 224L64 227H61V226H56V225H53L54 224V222L51 220V221H49L48 220V225H52L50 228H44L43 227V225L44 224H46V223H44L43 224V222H47V219L49 218H52L53 219V217H55ZM233 215V214H232ZM257 214H255V216H256ZM107 216H108V214H107ZM254 216V215H253ZM56 217V218H57ZM104 217V216H103ZM110 217V216H109ZM190 217H193V218H191L190 219ZM226 217H228V221H227V223L225 222V219H226ZM123 218V217H122ZM253 218V217H252ZM117 219H119L118 217H117ZM124 219H126V218H124ZM256 219V218H255ZM264 219V218H263ZM59 220V219H58ZM106 220V219H105ZM112 220H114V219H112ZM120 220H123V219H120ZM119 220V221H120ZM60 221V220H59ZM62 221V220H61ZM63 221L61 222V224L63 223ZM125 221V220H124ZM223 221V220H222ZM260 221V220H259ZM93 222V221H92ZM91 222V223H92ZM114 222V221H113ZM173 222V221H172ZM175 222H176V220H175ZM174 222V223H175ZM192 222V221H191ZM57 223V222H56ZM55 223V224H56ZM59 223V222H58ZM120 223V222H119ZM133 223V224H134ZM150 223V222H149ZM156 223V224H157ZM177 223V222H176ZM182 223H183V221H182ZM193 223V222H192ZM43 224V225H42ZM152 224V223H151ZM204 224V223H203ZM60 225V224H59ZM118 225V224H117ZM165 225V226H166ZM182 225H184V224H182ZM189 225V224H188ZM195 225V224H194ZM235 225V224H234ZM46 226H47V224H46ZM45 226V227H46ZM69 226V227H68ZM109 226V227H108ZM119 226L121 227V225L119 224ZM118 226V227H119ZM122 226H123V224H122ZM169 226V225H168ZM206 226V225H205ZM220 226H221V224H220ZM223 226V225H222ZM225 226V227H226ZM228 226H227V228H228ZM236 226V225H235ZM137 227V226H136ZM196 228V229H193V228ZM202 227H203V225H202ZM237 227V226H236ZM240 227V226H239ZM239 227H238V229H239ZM113 228V227H112ZM190 229V228H189ZM237 229V228H236ZM237 229V230H238ZM113 230V229H112ZM116 230V229H115ZM122 230H123V228H122ZM130 230V229H129ZM183 230V229H182ZM230 230H232L233 231V229H232V226L230 227ZM235 230V229H234ZM185 231V230H184ZM115 232H117V230L115 231ZM120 232H121V230H120ZM125 232V231H124ZM127 232H129V231H127ZM153 232V231H152ZM176 232H178V231H176ZM235 232V231H234ZM232 233V232H227V234L229 235L228 237H231L230 236V234L231 235H233L237 240H232V241H230V238H226V240L225 241H227L228 240V242H224V248L226 249H228V248H230V247H234V248H236V249H242V250H246L247 252H249V253H247L246 254V252H244V251H241V252H244V254H246V256L244 257L243 256V254L242 255H239V252L238 251H236L235 253H237L240 257L241 256H243V257H239L238 255V257L237 256H235L233 259H232V257L230 258L229 256H232V255H230V253L232 252V250L229 252V256H228V252H226L225 254H227V256H225L224 255V262H223V264H264V260H258V258L256 257V256H258V252L259 251H263V249H264V247H262V246H260L259 247V244L261 243L260 242V240L258 241V242H260V243H258L257 245L255 244V240L258 238V236H260V234L259 235H256V234H253L252 236H253V238H252V241L250 240L251 238V235H250V239L248 240V239H246L245 238V236H247L248 235V233H249V231H248V233L247 234H244V232L243 231H237L238 232V234L236 233ZM241 232V233H240ZM242 232H243V234H242ZM261 232V231H260ZM111 233V232H110ZM113 233H114V231H113ZM112 233V234H113ZM126 233V232H125ZM130 233H131V231H130ZM160 233V232H159ZM182 233H184V232H182ZM230 233V234H229ZM240 233V234H239ZM246 233V232H245ZM114 234H116V233H114ZM113 234V235H114ZM128 234V233H127ZM126 234V235H127ZM226 234V235H227ZM250 234V233H249ZM120 235V234H119ZM124 234H123V231H122V236L121 237H125V236H123ZM130 235V234H129ZM157 235V234H156ZM184 235V234H183ZM264 235V234H263ZM179 236V235H178ZM180 236H182L181 234H180ZM262 236V235H261ZM117 237H119V236H117ZM127 237V236H126ZM156 237V236H155ZM185 237H187V236H185ZM264 237V236H263ZM128 238V237H127ZM130 238V237H129ZM116 239V240H115ZM171 239V238H170ZM181 239H183V238H181ZM186 239V238H185ZM118 240V241H117ZM131 240V239H130ZM130 240H129V244H130ZM138 240V241H139ZM160 240V239H159ZM262 240H263V238H262ZM156 241V242H155ZM217 241V240H216ZM236 241H238V242H236ZM264 241V240H263ZM214 242V239L211 241V243H213ZM250 242V244H252V245H250L249 244V246L247 245L248 243ZM252 242V243H251ZM136 243H138V242H136ZM217 243V242H216ZM214 244H215V242H214ZM255 244V245H254ZM183 245H186V246H183ZM218 245H219V243H218ZM223 245V244H222ZM262 245V244H261ZM162 246H163V248H166L165 250H164V252H162L161 250H163V249H161L162 248ZM210 246L211 245H209V246H207V249H211L210 248ZM213 246V245H212ZM215 246V245H214ZM263 246H264V244H263ZM161 247V248H160ZM221 247V246H220ZM263 249H262V248ZM146 248V249H145ZM221 249V248H220ZM225 249H224V251H225ZM212 250V249H211ZM235 250V249H234ZM255 250V251H254ZM6 251V250H5ZM171 251V252H172ZM4 252V251H3ZM215 252V251H214ZM167 253V252H166ZM198 253V254H197ZM233 253V252H232ZM170 254V253H169ZM200 254H203V258H198L197 256H199ZM234 254V253H233ZM249 254V255H248ZM171 255H173V254H171ZM174 255H176V254H174ZM178 255V256H179ZM235 255V254H234ZM233 255V256H234ZM250 255H252V256H250ZM166 256V255H165ZM177 256V257H178ZM169 257V256H168ZM172 257V256H171ZM255 257L257 258V259H255ZM39 258V259H38ZM182 258V259H183ZM243 258V259H242ZM222 259V258H221ZM177 261H178V259H176ZM180 260V259H179ZM184 260H182V261H184ZM181 261V260H180ZM181 261V262H182ZM195 261V262H194ZM233 261H235V262H233ZM168 262V261H167ZM257 262V263H256ZM173 263V262H172ZM184 263V264H185ZM167 264H169V263H167ZM179 264V263H178ZM196 264V263H195Z\"/></svg>", "mask_w": 264, "mask_h": 264}, {"label": "crops", "instance_id": "3", "mask_svg": "<svg viewBox=\"0 0 264 264\" xmlns=\"http://www.w3.org/2000/svg\"><path fill=\"white\" fill-rule=\"evenodd\" d=\"M196 68H197V69L195 70V73H196V77H197V73L200 71V70H199V65H198ZM196 71H197V72H196ZM195 80H196V79H195ZM119 120L122 122L123 119H117V122H116V123H119V122H118ZM123 121H125V120H123ZM121 122H120V123H121ZM125 123H126V124H125ZM127 123H128V122H127V120H126V122H124V125H125V126L127 125L126 128H128V125H129V129H127V130H129V131H131L130 129H132L133 127L136 128V127L139 126V125H135V126H133V125H131V124H129V123L127 124ZM122 124H123V122H122ZM141 126H142V127H140V129H141V128L144 129V130L141 129L142 134H145V131H147L148 128L150 129V127H151V126H149V125H141ZM146 127H147V128H146ZM145 135H146V134H145ZM142 136H143V135H142ZM152 143H153V142H152ZM141 148L145 150V148L148 149V146H142V147H140V149H141ZM142 149H141V150H142ZM182 158H183V157H182ZM190 159H191V160L194 159L193 161H196V162H197V160H199V159H197V158H190ZM196 159H197V160H196Z\"/></svg>", "mask_w": 264, "mask_h": 264}]
</instances>
